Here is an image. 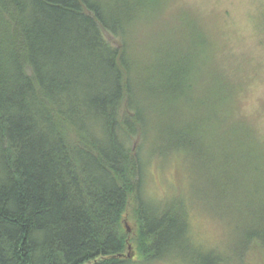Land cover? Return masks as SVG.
Wrapping results in <instances>:
<instances>
[{
    "label": "trees",
    "instance_id": "trees-1",
    "mask_svg": "<svg viewBox=\"0 0 264 264\" xmlns=\"http://www.w3.org/2000/svg\"><path fill=\"white\" fill-rule=\"evenodd\" d=\"M173 1L0 0V264H134L130 243L136 264L174 262L187 239V264L264 253V131L239 110L261 64L248 71L216 22ZM164 134L193 168L228 165L212 207L243 220L228 250L193 243L198 203L145 196Z\"/></svg>",
    "mask_w": 264,
    "mask_h": 264
},
{
    "label": "rangeland",
    "instance_id": "rangeland-1",
    "mask_svg": "<svg viewBox=\"0 0 264 264\" xmlns=\"http://www.w3.org/2000/svg\"><path fill=\"white\" fill-rule=\"evenodd\" d=\"M171 7L198 13L200 17L205 18L208 25L216 22L221 32V41L224 40L226 44L223 51L242 52L250 64L247 65L248 71L258 67L254 64H261V71L256 77L253 71L251 73L254 77L249 82L250 87L242 99L239 110L243 111V115L255 123L259 130L264 131V0H174ZM180 124L184 125V121L182 120ZM225 127L223 125V128ZM208 135L210 134L199 138L203 144L200 149L204 148L206 153L209 146L213 145L208 142L212 141V136L208 138ZM163 138L151 146L149 154L155 161L148 163L145 196L159 205L177 195L182 196L188 205L190 199L198 203L196 208L190 206L188 211L189 236L193 243L208 250H228L230 243L239 239L237 237L243 220L237 213H215L212 208H215L216 182L225 173L224 170L228 165L213 169L211 172L203 167L193 168L194 160L183 153L168 152L165 134ZM181 149L193 151L187 146H181ZM225 154L226 152L219 148L217 153L212 154L213 163ZM122 224L127 229V238L132 239L137 230V222L132 210L128 209L124 213ZM182 244L175 250L178 257L174 262L164 259L150 264H187L186 262L193 258L195 260L198 255L193 254L190 248L193 246L189 240L183 241ZM180 250L188 252L184 251L182 254ZM128 251L131 253L132 263L136 264L139 256L133 243H130ZM128 251L126 250L125 253ZM241 255H243L242 259L229 260L228 263L264 264V253L256 247H250Z\"/></svg>",
    "mask_w": 264,
    "mask_h": 264
},
{
    "label": "water",
    "instance_id": "water-1",
    "mask_svg": "<svg viewBox=\"0 0 264 264\" xmlns=\"http://www.w3.org/2000/svg\"><path fill=\"white\" fill-rule=\"evenodd\" d=\"M128 248H130V244L128 245Z\"/></svg>",
    "mask_w": 264,
    "mask_h": 264
}]
</instances>
